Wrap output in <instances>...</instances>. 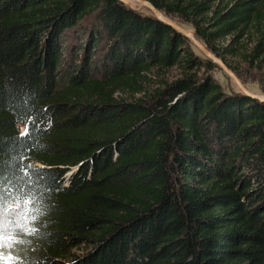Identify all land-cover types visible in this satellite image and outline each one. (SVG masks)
Instances as JSON below:
<instances>
[{
    "label": "trees",
    "instance_id": "obj_1",
    "mask_svg": "<svg viewBox=\"0 0 264 264\" xmlns=\"http://www.w3.org/2000/svg\"><path fill=\"white\" fill-rule=\"evenodd\" d=\"M148 1L264 63V0ZM144 10L0 0L4 264H264V102Z\"/></svg>",
    "mask_w": 264,
    "mask_h": 264
},
{
    "label": "rangeland",
    "instance_id": "obj_2",
    "mask_svg": "<svg viewBox=\"0 0 264 264\" xmlns=\"http://www.w3.org/2000/svg\"><path fill=\"white\" fill-rule=\"evenodd\" d=\"M160 1H164V3H170L171 1L174 0H160ZM132 8L136 10L146 11L144 10V8H141L137 4H134ZM169 17L173 20L179 21L178 15H170ZM187 26L191 30H193L191 26L189 25ZM233 42H234L233 36H229L225 40L221 41L219 45L222 48H226L231 46ZM252 45L253 44H251L249 48H252L253 47ZM245 46L246 45H244V47ZM225 59L233 68L236 69L239 79L242 81V83L246 86V88L250 92L264 97V63L262 64L250 63L246 59V54H241L236 57L225 55ZM208 68H209L208 66L204 65L203 69H201L199 73L202 75H206V74L211 75L216 79V81L219 84H221L226 89H230V88L238 89L233 79H231L216 64L212 70L209 69L210 71H208ZM182 76H183L182 69L177 67L166 71L154 70L148 76V84H150L149 88L157 87L160 84H162L164 81L174 82L180 79ZM20 129L22 133L26 132V128L24 126H20ZM10 244H11V236L9 234L8 219L6 216H3V214L0 213V264H4L6 262L7 260L6 253L8 252V248L10 247ZM80 251H84V249Z\"/></svg>",
    "mask_w": 264,
    "mask_h": 264
},
{
    "label": "water",
    "instance_id": "obj_3",
    "mask_svg": "<svg viewBox=\"0 0 264 264\" xmlns=\"http://www.w3.org/2000/svg\"><path fill=\"white\" fill-rule=\"evenodd\" d=\"M122 2L123 4L133 7L134 4L139 5L141 8L149 10L159 21L165 23L166 25L172 27L175 31L183 35L187 40L190 41V43L209 61L216 64L222 71H224L233 81L235 82L236 86L238 87L239 91L243 93L244 95L259 100L261 102H264V97L256 95L252 92H250L246 86L242 83V81L239 79L237 74L231 70L228 65L219 58L216 54H214L203 41H201L196 33L186 28L185 26L179 24L178 22L170 19L167 17L163 12H161L159 9L153 5L148 0H118Z\"/></svg>",
    "mask_w": 264,
    "mask_h": 264
}]
</instances>
